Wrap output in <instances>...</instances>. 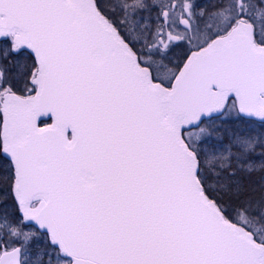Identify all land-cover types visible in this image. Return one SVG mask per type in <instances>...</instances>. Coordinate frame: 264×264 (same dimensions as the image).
<instances>
[{
  "label": "snow or ice",
  "instance_id": "obj_1",
  "mask_svg": "<svg viewBox=\"0 0 264 264\" xmlns=\"http://www.w3.org/2000/svg\"><path fill=\"white\" fill-rule=\"evenodd\" d=\"M0 264H264V0H0Z\"/></svg>",
  "mask_w": 264,
  "mask_h": 264
}]
</instances>
